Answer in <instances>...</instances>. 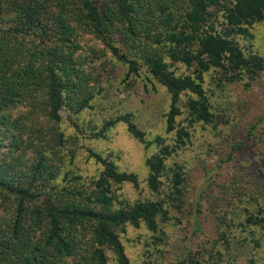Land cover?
I'll use <instances>...</instances> for the list:
<instances>
[{
	"label": "trees",
	"instance_id": "1",
	"mask_svg": "<svg viewBox=\"0 0 264 264\" xmlns=\"http://www.w3.org/2000/svg\"><path fill=\"white\" fill-rule=\"evenodd\" d=\"M149 1L154 2L150 12L143 11V0H0V137L10 136L15 148L0 151V264H109L108 252L117 264H129L122 240L128 226H143L157 244L171 216L186 209L181 167L171 168L167 160L185 147L192 123H216L205 89L207 73L239 83L264 70V56L239 44L240 38L252 37V24L264 22V0ZM76 25L125 63L128 75L143 69L167 92L164 132L172 134L170 142L159 134L148 140L130 113L89 131L84 126L89 123L72 122L88 139L104 138L122 123L138 142L155 145L144 161L153 197H122L125 185L139 188L138 175L90 147L86 151L99 166L96 174L80 173L78 165L62 169L65 157L76 152L66 148L64 133L46 127L40 116L59 125L62 110L78 114L95 95L73 58ZM119 31L135 40L140 34L136 57L111 42ZM179 66L184 71L178 72ZM19 104L26 111L12 118L10 109ZM183 112L188 125L178 121ZM257 126L247 129V137L254 135L250 147L241 140L233 145L232 180L204 197L203 224L210 225L211 236L207 233L177 264H223L235 258L238 243L257 242L256 231L264 229V135L256 133ZM20 150L29 153L27 163L15 154Z\"/></svg>",
	"mask_w": 264,
	"mask_h": 264
},
{
	"label": "rangeland",
	"instance_id": "2",
	"mask_svg": "<svg viewBox=\"0 0 264 264\" xmlns=\"http://www.w3.org/2000/svg\"><path fill=\"white\" fill-rule=\"evenodd\" d=\"M151 6L154 7V2L143 0L144 12H150ZM250 32L252 37L249 40L240 38L239 44L244 49L251 48L264 56V22L252 24ZM122 33H112L111 42L122 53L128 52L130 57H136L135 46L140 34L135 40ZM71 41L75 65L80 68V73L86 80L85 85L92 88L95 95L90 106L78 114L62 110L59 125H53L40 116L46 127L62 131L68 140L66 148H73L76 152L73 158L70 155L65 157L62 169L72 170L78 165L80 173L96 174L99 166L86 151L90 147L112 159L120 170L138 175L139 188L125 185L119 190L122 197L129 200L153 197L146 188L144 161L156 151L155 145L144 146L127 133L125 124L122 123L110 128L104 138L88 139L75 130L72 122L74 120L79 125L82 122L89 123L84 125L89 127L83 126L89 131L87 129L90 126L97 125L99 129L104 120L130 113L148 140H153L159 134L166 136V141L170 142L172 134L164 132V114L168 110L167 92L161 85L153 84L143 69L136 75H128L125 63L105 48L92 33L77 25ZM178 69V72L184 71L182 66ZM219 76L220 73L214 71L205 76V89L212 102V111L217 116L216 123H192L190 139L185 147L167 160V165L171 168H176V165L181 167L183 190L187 197L186 209L171 216L164 227L163 240L157 244H152V237L143 226H128L126 233L122 234V240L129 264H177L190 248H195L206 240L207 233L210 237V225L206 229L203 224L207 218L208 199L205 198L215 193L219 184L231 181L236 173L237 149H233V145L239 140L248 147L252 145L254 135L249 138L246 134L254 122L258 123L256 133L264 135V70L254 80H242L239 83H225ZM24 111L26 106L19 104L10 109V114L14 118ZM178 121L188 125L187 113L183 112ZM10 140V136L0 137L2 154L15 149L10 148ZM15 154H21L22 163L29 161V153L20 150ZM171 173L169 169L168 177ZM199 207L202 208L201 213L197 211ZM198 225L205 230L204 234L200 233ZM256 241L241 245L238 243L233 249L232 255L235 258L227 257L228 260L223 264H264V229L256 231ZM108 255L109 264H117L111 252Z\"/></svg>",
	"mask_w": 264,
	"mask_h": 264
}]
</instances>
